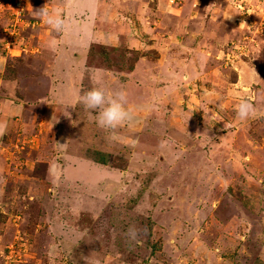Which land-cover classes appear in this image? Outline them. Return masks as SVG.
I'll return each instance as SVG.
<instances>
[{"label": "rangeland", "instance_id": "1", "mask_svg": "<svg viewBox=\"0 0 264 264\" xmlns=\"http://www.w3.org/2000/svg\"><path fill=\"white\" fill-rule=\"evenodd\" d=\"M0 123V264H264V0H0Z\"/></svg>", "mask_w": 264, "mask_h": 264}, {"label": "clouds", "instance_id": "2", "mask_svg": "<svg viewBox=\"0 0 264 264\" xmlns=\"http://www.w3.org/2000/svg\"><path fill=\"white\" fill-rule=\"evenodd\" d=\"M41 15L47 17V11L41 10ZM51 23V20L49 19ZM59 25V21H57ZM125 94L123 91L114 94L107 93L102 87H92L85 91L79 97V102L89 110L91 115L95 116L96 123L99 127L106 129H115L124 121L130 118L128 111L124 107ZM255 111V106L247 98L242 99L237 106L236 114L244 120ZM6 125L0 123V133Z\"/></svg>", "mask_w": 264, "mask_h": 264}, {"label": "trees", "instance_id": "3", "mask_svg": "<svg viewBox=\"0 0 264 264\" xmlns=\"http://www.w3.org/2000/svg\"><path fill=\"white\" fill-rule=\"evenodd\" d=\"M99 163H106V159L101 158L100 160H98Z\"/></svg>", "mask_w": 264, "mask_h": 264}]
</instances>
